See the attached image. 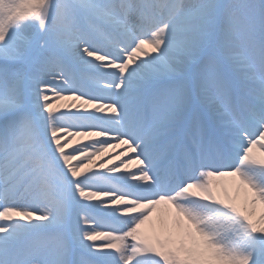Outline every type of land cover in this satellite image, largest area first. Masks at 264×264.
I'll list each match as a JSON object with an SVG mask.
<instances>
[{
    "label": "snow or ice",
    "instance_id": "6c2138e0",
    "mask_svg": "<svg viewBox=\"0 0 264 264\" xmlns=\"http://www.w3.org/2000/svg\"><path fill=\"white\" fill-rule=\"evenodd\" d=\"M0 264H264V0H0Z\"/></svg>",
    "mask_w": 264,
    "mask_h": 264
},
{
    "label": "bare ground",
    "instance_id": "6f19581e",
    "mask_svg": "<svg viewBox=\"0 0 264 264\" xmlns=\"http://www.w3.org/2000/svg\"><path fill=\"white\" fill-rule=\"evenodd\" d=\"M60 103H61V104H69V103H71V101H62V102H60ZM77 103H79V102H77ZM77 142L79 143V140H78ZM123 147H124V145H118V146H117V149L120 151V150L124 149ZM115 149H116V148H115ZM119 151H118V152H119ZM112 153H114V149H109L108 152L105 153L104 157H102V158H101V157H98L97 160H96V162L105 159L106 157L112 155ZM129 155H132V153H127L126 155L121 156L119 159H115V158H114L113 161H112V164H118V163L120 162V159L127 160V157H128ZM254 155L259 156V153H258V152H257V153H254ZM100 164H101V162H100ZM98 165H99V163L97 164V167L93 168L94 171H99V170L101 169V168L98 167ZM109 166H112V165H109ZM90 167H91V166H90ZM138 167H139L138 164H136V163H131V164L128 165V168H127V169H123V168H122L121 171H122V172H124V171H135Z\"/></svg>",
    "mask_w": 264,
    "mask_h": 264
},
{
    "label": "rangeland",
    "instance_id": "374dc122",
    "mask_svg": "<svg viewBox=\"0 0 264 264\" xmlns=\"http://www.w3.org/2000/svg\"><path fill=\"white\" fill-rule=\"evenodd\" d=\"M78 143V142H77ZM125 147V146H124ZM123 147V148H124ZM119 150L116 148V149H114V153H112V155H110V156H112V157H115V155H116V153L118 152ZM123 151V149L122 150H120L119 152H122ZM109 157V156H108ZM108 157H106L105 159H103V160H100V161H98V162H96V165L99 163L100 164V162L101 163H104L107 159H108ZM113 161V160H112ZM100 172H103V171H105L104 169H100L99 170Z\"/></svg>",
    "mask_w": 264,
    "mask_h": 264
}]
</instances>
